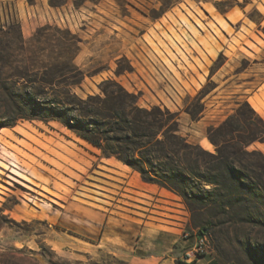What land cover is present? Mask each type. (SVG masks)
<instances>
[{
  "label": "rangeland",
  "instance_id": "374dc122",
  "mask_svg": "<svg viewBox=\"0 0 264 264\" xmlns=\"http://www.w3.org/2000/svg\"><path fill=\"white\" fill-rule=\"evenodd\" d=\"M109 81L144 125L164 124L137 140L134 157L180 165L199 183L189 167L197 158L205 175L213 163L211 128L244 101L264 120V0H0V124L28 110L15 101L25 92L91 96L75 107L106 114L104 92L120 93ZM168 127L177 132L165 137ZM253 150L264 157V144ZM259 163L250 169L264 186ZM205 204L190 211L58 122L0 129V253L21 249L39 264H187L206 228L209 248L198 256L264 264V205L244 194L219 209Z\"/></svg>",
  "mask_w": 264,
  "mask_h": 264
},
{
  "label": "trees",
  "instance_id": "16d2710c",
  "mask_svg": "<svg viewBox=\"0 0 264 264\" xmlns=\"http://www.w3.org/2000/svg\"><path fill=\"white\" fill-rule=\"evenodd\" d=\"M67 69L71 72V70L75 71L76 68L68 65ZM46 70L47 67L44 68V71ZM76 71L78 70L76 69ZM78 73L83 80L82 72L78 71ZM119 74L121 73H116V75ZM46 76L47 79L42 80V82L49 84L51 81L49 82V76ZM18 77L24 79V76L19 75ZM77 83L70 84V86ZM109 83L118 87L120 93L107 95L104 92L105 99L101 102L107 109L106 114L99 112L93 106L90 107L91 110L85 107H75V105L92 101L91 96H88L86 100H77L75 96H70L68 93L64 97L56 95L51 99L40 100L38 98L40 94L34 95L25 92L23 95H17L15 101L27 107L28 110H22L16 114L13 121L0 124V129L13 127L18 120L39 121L45 124L58 122L99 149L103 158L114 157L138 171L144 182L158 184L179 195L190 211L201 209L205 203V205H215L219 209L221 206L230 205L235 196L242 194L264 205V186L261 174L250 169H260L262 165L259 161H264V157L257 150L246 151V148L253 143L264 144V120L250 108L247 101H244L233 115L207 132L208 140L216 148V155L210 156L213 163L207 166L205 175H201L199 172L197 158L194 161L195 166L189 167L192 175L199 179V183H197L186 177L184 168L180 165L155 166L149 160H138L134 157L138 145L137 140L145 137L154 129H163L164 124L157 122L154 125L148 123L144 125L138 116L139 109L132 106L135 111L133 114L125 109L129 102L132 103L131 100L125 99L129 96L115 82L109 81ZM10 101L13 102L11 96ZM244 109L248 110L252 116L246 114ZM175 132H177V128L168 127L164 131V136L167 137ZM172 138L178 139L175 136ZM181 145L183 149L199 150L198 146L184 143ZM249 157H254L256 160L251 162L247 159ZM146 168H149V173L146 172ZM204 184L210 185L212 189L201 190L200 186ZM205 231L206 228L198 230L197 237L202 236ZM41 250H45L44 246H41ZM30 254L34 253L30 252ZM40 255L45 257L44 253ZM45 262L56 264L50 260H45ZM0 264L39 263L21 249L8 248L0 253ZM190 264H196V262Z\"/></svg>",
  "mask_w": 264,
  "mask_h": 264
},
{
  "label": "built area",
  "instance_id": "2783aa9c",
  "mask_svg": "<svg viewBox=\"0 0 264 264\" xmlns=\"http://www.w3.org/2000/svg\"><path fill=\"white\" fill-rule=\"evenodd\" d=\"M207 232V229L206 231L203 233L202 236H199L196 238V244L198 245L197 249L195 250V254L193 255L192 251H187L185 253V256H184V262L187 263V264H190L192 262H197L196 260H194L196 257H201V256H198V252H204L206 251V249L209 248V235L206 233ZM184 236L186 237L187 234H184Z\"/></svg>",
  "mask_w": 264,
  "mask_h": 264
},
{
  "label": "crops",
  "instance_id": "0c3cea01",
  "mask_svg": "<svg viewBox=\"0 0 264 264\" xmlns=\"http://www.w3.org/2000/svg\"><path fill=\"white\" fill-rule=\"evenodd\" d=\"M196 264H220L213 256H203Z\"/></svg>",
  "mask_w": 264,
  "mask_h": 264
}]
</instances>
